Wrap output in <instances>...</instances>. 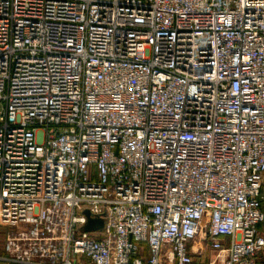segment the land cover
<instances>
[{"label":"built area","instance_id":"obj_1","mask_svg":"<svg viewBox=\"0 0 264 264\" xmlns=\"http://www.w3.org/2000/svg\"><path fill=\"white\" fill-rule=\"evenodd\" d=\"M263 202L264 0H0L1 259L259 264Z\"/></svg>","mask_w":264,"mask_h":264},{"label":"rangeland","instance_id":"obj_2","mask_svg":"<svg viewBox=\"0 0 264 264\" xmlns=\"http://www.w3.org/2000/svg\"><path fill=\"white\" fill-rule=\"evenodd\" d=\"M263 208H264V202H263ZM2 228H4V227H0V230H2ZM260 231H261L262 233H264V222H263L262 225L260 226ZM5 233H6V235H7L8 231H3V232L0 231V238L2 237V238L4 239V237H5ZM199 255H200V257H197V256H196L197 261H198L199 263H202V262H205L206 260H208L209 258H211V257L213 256V252H212V250H211L210 247H207V248H206V251L203 252L202 254L199 253ZM259 264H264V254H262V256H261V258H260V262H259Z\"/></svg>","mask_w":264,"mask_h":264},{"label":"water","instance_id":"obj_3","mask_svg":"<svg viewBox=\"0 0 264 264\" xmlns=\"http://www.w3.org/2000/svg\"><path fill=\"white\" fill-rule=\"evenodd\" d=\"M84 213L88 217V220L87 223L84 225L83 230L95 231V230H102L104 228L105 225L104 219L92 218L88 210H86Z\"/></svg>","mask_w":264,"mask_h":264},{"label":"crops","instance_id":"obj_4","mask_svg":"<svg viewBox=\"0 0 264 264\" xmlns=\"http://www.w3.org/2000/svg\"><path fill=\"white\" fill-rule=\"evenodd\" d=\"M8 230L9 229L7 227H4L0 231L3 232V231H8ZM5 241H6V233H5L4 239L2 237L0 238V264H14V263H11V262H8V261L1 259L2 257H4L6 255Z\"/></svg>","mask_w":264,"mask_h":264},{"label":"trees","instance_id":"obj_5","mask_svg":"<svg viewBox=\"0 0 264 264\" xmlns=\"http://www.w3.org/2000/svg\"><path fill=\"white\" fill-rule=\"evenodd\" d=\"M196 261H197V258H196Z\"/></svg>","mask_w":264,"mask_h":264}]
</instances>
